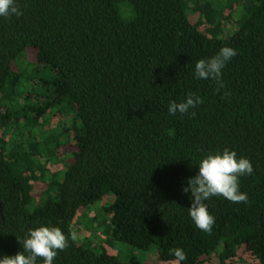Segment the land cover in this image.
<instances>
[{"label": "trees", "instance_id": "trees-1", "mask_svg": "<svg viewBox=\"0 0 264 264\" xmlns=\"http://www.w3.org/2000/svg\"><path fill=\"white\" fill-rule=\"evenodd\" d=\"M16 4L22 15L0 17V258L44 225L77 234L53 264H138L113 255L116 242L162 263L181 248V264H264V0ZM224 46L237 54L218 92L194 69ZM188 93L204 103L169 114ZM225 148L252 164L248 202L204 201L215 223L203 232L183 188ZM98 202V232L96 215L79 235Z\"/></svg>", "mask_w": 264, "mask_h": 264}, {"label": "clouds", "instance_id": "clouds-1", "mask_svg": "<svg viewBox=\"0 0 264 264\" xmlns=\"http://www.w3.org/2000/svg\"><path fill=\"white\" fill-rule=\"evenodd\" d=\"M22 11L16 4V0H0V17L22 15ZM232 47H221L219 52L208 59H200L195 63L194 76L197 79H211L216 83V91L223 89L222 70L235 55ZM229 93H225L228 95ZM204 100L193 93H188L182 102L170 101L168 112L171 115L188 113ZM195 116V112L191 113ZM199 170L194 177L187 180V186L183 192L191 193V206L188 214L195 226L210 233L215 223V218L209 214L204 201L214 196H222L232 203H247L246 193L240 191V177L251 175L253 167L247 158L237 159L235 151L225 148L216 154H207L199 161ZM72 241L77 240V234H69ZM69 236H66L59 227L41 225L28 229L27 236L17 241L22 250L12 256L0 258V264H53L59 251H64L69 246ZM169 254L175 257V264H181L186 260V254L181 248L169 249Z\"/></svg>", "mask_w": 264, "mask_h": 264}, {"label": "rangeland", "instance_id": "rangeland-1", "mask_svg": "<svg viewBox=\"0 0 264 264\" xmlns=\"http://www.w3.org/2000/svg\"><path fill=\"white\" fill-rule=\"evenodd\" d=\"M106 200V199H104ZM101 204L96 203L94 204V206H91L86 212H85V215L88 216L87 219L84 218V219H80L76 224H75V229L78 231V234L79 235H84V236H88V238H90L92 236V233L89 234L88 232H86L87 230H90L92 225H91V219L94 217V216H98L97 220L93 222L94 224V230L93 231H96L98 232L97 228L95 230V225H99L102 220H103V214H96L95 213V208H98L100 207ZM89 218V219H88ZM100 231L99 233L97 234L98 235V238H93L91 239L92 243H96V242H100L102 241V243L104 242V238L101 237L100 235ZM112 236V234H108L107 237L110 238ZM116 245L114 246V254L113 255H117L119 257V260L123 263H129L130 261L132 262H135V263H138V264H175V262L173 263H162L158 260V257H157V252H156V249L155 248H152L150 251H147V252H139V251H136L134 249H131L128 245L124 244V243H120V242H116L115 243ZM93 248L95 247L94 245L92 246ZM107 251H109V247L106 245V248H105ZM95 251L99 252L100 250L97 248L95 249ZM239 256H241V252L239 253ZM252 262L253 264H258V260H256L255 258L252 257ZM204 263L205 264H218V261L217 259L215 258H212L210 261H206L204 260ZM202 263V264H204ZM237 264H244L243 261H239Z\"/></svg>", "mask_w": 264, "mask_h": 264}]
</instances>
